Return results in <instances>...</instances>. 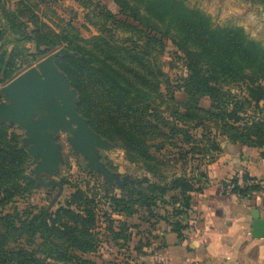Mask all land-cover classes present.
Instances as JSON below:
<instances>
[{"label":"trees","instance_id":"trees-1","mask_svg":"<svg viewBox=\"0 0 264 264\" xmlns=\"http://www.w3.org/2000/svg\"><path fill=\"white\" fill-rule=\"evenodd\" d=\"M8 2L0 0V11L19 29L20 35H15V39L33 42V46L22 49L16 45L8 55L6 50L0 53V82L11 80L24 64L59 45L37 16H30L33 24L30 28L8 13ZM114 2L124 16L115 18L116 27L144 38L146 49H164L171 41L174 54L182 60L186 72L180 83L168 91L169 100L161 110L157 104L156 83L149 81L150 87L147 82L149 89L137 83L145 78L143 71L158 78L150 63L143 64L141 50L127 47L129 55L126 56L132 58V63L125 65L108 58L94 65L85 47H79L81 57L59 56L57 64L80 94L78 111L95 131L115 142L121 141L133 161L141 160L140 155L153 157L165 145H172L179 149V160L185 167L190 162L194 164L198 156L220 153L223 139L264 148V115H256L259 110L264 111L261 107L264 47L260 42L240 27L213 26L207 15L191 9L185 0ZM22 56L25 59L20 60ZM145 79L148 81V77ZM174 87L184 89L183 102L176 98ZM120 91L125 97L119 95ZM206 97L211 103L209 107H202L201 100ZM19 138L11 127L0 125V264H96L87 255L99 251L104 238L116 245L123 240L121 247L131 242L132 225L126 220L114 219V215L132 217L140 216L141 212L143 221L154 226L152 230L165 224L182 236L194 211L192 193H201L206 188V183L196 181L195 175L162 182L144 178L138 180L136 187L124 185L119 187V193L106 190L103 196L92 189L73 186L66 199L50 212L43 206L30 204L20 208L16 202L32 193L36 181L27 173L30 156L21 147ZM201 176L206 174L201 172ZM243 182L241 186L240 180L234 177L230 184L243 195L262 188L260 181L248 173L244 174ZM100 211H104L108 223L104 231L99 229ZM18 235L27 236L25 245H9L10 236ZM137 235H141L140 244L127 249L131 259L127 257L118 264H149L131 255L132 251L141 252L144 239H147L145 246H150L143 232ZM38 236L42 242L30 247V240ZM161 246L158 245L159 250Z\"/></svg>","mask_w":264,"mask_h":264},{"label":"rangeland","instance_id":"rangeland-1","mask_svg":"<svg viewBox=\"0 0 264 264\" xmlns=\"http://www.w3.org/2000/svg\"><path fill=\"white\" fill-rule=\"evenodd\" d=\"M185 2L191 9H198L207 15L213 26L223 28L240 27L250 38L260 42L264 47V0H185ZM6 9L8 13H11L21 23L27 24L30 28L33 27V24L30 22V16H37L39 21L44 24L45 30L56 38L59 45L48 54L37 57L31 63L24 64L11 80L0 82V104L8 102L3 91V87L6 84L25 70L37 65L38 62L62 48L66 49L69 54L61 55V57L78 58L82 56L79 47H85L89 53L88 58L94 65H99L101 60L105 58H108L110 61H117L119 65L129 64L132 63V58L126 56V54L129 55V50L126 48L134 47L133 49H136V51L141 50L140 53L143 56L141 54L140 56L144 61L143 64L145 62L150 63L154 71L157 72L158 78H154L147 71H143V76L145 78L148 77V81L145 82L146 79L141 78V81L137 80V83L143 85L145 89H149V86L146 84L147 82L153 81L156 83V90H158L157 94L159 95L157 104L161 105V110L165 108V103L169 100L168 91L170 93L173 86L178 85L180 78L185 75L186 71L183 62L174 54L175 47L171 41L167 42L164 49L160 47L146 49L144 48V38L139 39L138 37H134L131 32L124 31V28L120 29L116 27V19H123L124 16L114 0H29L28 3L24 4L20 0H9ZM107 16H113V18L110 19ZM128 21L131 20L128 19ZM15 35H20L19 29L15 28L6 19L3 10L0 11V46L2 47L0 53L6 50L8 55L16 45H19L22 49H29L33 46V42L16 40ZM135 42L136 44H134ZM148 52L149 54H147ZM107 54L113 56L107 57ZM57 58L55 60L57 68L68 78L70 88L76 91L78 109L80 94L72 85L66 73L57 64ZM19 59L23 60L25 58L22 56ZM158 71L162 74L159 75ZM149 85L152 87V83H149ZM174 89L176 98L183 102L186 98L184 89L180 87H174ZM119 95L125 97V93L121 91ZM210 103L211 101L207 97L201 100L202 107H209ZM261 107L264 109V102H261ZM256 115L257 117H261L264 115V111L259 110ZM35 118H39V115L37 114ZM2 124L8 125L20 135V145L30 156L26 165L27 173L36 181L32 193L29 196L19 198L16 202L20 208H24L26 204H30L36 207L43 206L49 212L55 210L73 191V186L92 189V191L100 193L103 196L106 190L111 193H119V187L124 185L136 187L139 184L138 180L144 178L151 182H162L177 178L182 179L185 178V175H195L196 181L207 184L210 181L214 163L220 155L219 153H214L208 157L198 156L194 164L190 162L185 167L179 160V149L172 145H165L162 151L154 152L153 157L140 155L141 160L133 161L129 158L127 150L121 141L115 142L100 134L108 142V146L106 148H97L98 159L105 165L109 174L115 175L120 182L118 184V181L113 180L110 183L104 177L101 170L90 166V159L88 157L82 152L75 150L72 143L73 135L71 130L60 129L58 132H54L53 140L60 148L61 161L54 173L42 172L40 174L42 183L34 172L35 167L42 159L34 161L33 155L28 152V149L33 146V141L27 135V129L17 122H0V125ZM222 142L224 141L222 140L221 144ZM261 163L262 161L258 159L254 161L251 167H259ZM201 172L205 173L206 177L201 176ZM196 181H194V184ZM196 193L199 192L192 193L193 200ZM99 215H101V226L99 229L104 231L105 226L108 224L105 220L104 211H100ZM113 218L116 220H126L132 225L131 242L128 246L121 247L120 244L123 243V240L120 241V244L116 245V243L107 242L106 238H104L99 251L94 254H88V258L94 259L96 264H118L119 261L121 262L127 257L130 258L127 254V249L128 247L132 249L134 248L133 246L140 244L138 239L141 235H137V232H143L142 236L150 240V246H145L147 239H144V242L141 243V245H144L140 248L141 252L132 251L131 255L133 254L134 257H132L135 260L148 261L149 264H153L152 260H148V257L159 250V244L155 242L154 238L158 233L152 230L154 226L143 221L141 212L140 216L120 217L114 215ZM114 225H117V222ZM134 225L136 226L134 227ZM137 226H140V228H136ZM147 229H151L152 232H147ZM107 236L110 235L107 234ZM10 239L9 245L14 246L19 244L25 245L27 242V236L25 235L10 236ZM42 240L39 236L31 239L30 247L37 246Z\"/></svg>","mask_w":264,"mask_h":264},{"label":"crops","instance_id":"crops-1","mask_svg":"<svg viewBox=\"0 0 264 264\" xmlns=\"http://www.w3.org/2000/svg\"><path fill=\"white\" fill-rule=\"evenodd\" d=\"M223 141L210 181L194 194V211L183 235L165 224L153 230L158 233L155 242L162 245L148 257L153 264H264V237L252 234L254 213L264 218V148ZM258 159L261 165L251 167ZM245 173L262 188L247 195L234 190L231 180L236 177L244 186Z\"/></svg>","mask_w":264,"mask_h":264},{"label":"water","instance_id":"water-1","mask_svg":"<svg viewBox=\"0 0 264 264\" xmlns=\"http://www.w3.org/2000/svg\"><path fill=\"white\" fill-rule=\"evenodd\" d=\"M68 54L66 49H59L6 84L3 91L8 102L0 104V122H17L27 129L33 141L28 152L34 161L42 159L34 169L42 183L40 174L54 173L61 161L60 148L53 140L54 132L60 129L71 130L75 150L90 159L91 167L101 170L110 183L118 181L98 159L97 148H106L108 142L78 112L76 91L70 88L68 78L55 64L58 56ZM252 234L264 237V218L257 212Z\"/></svg>","mask_w":264,"mask_h":264},{"label":"built area","instance_id":"built-area-1","mask_svg":"<svg viewBox=\"0 0 264 264\" xmlns=\"http://www.w3.org/2000/svg\"><path fill=\"white\" fill-rule=\"evenodd\" d=\"M155 258H157V257H155Z\"/></svg>","mask_w":264,"mask_h":264}]
</instances>
